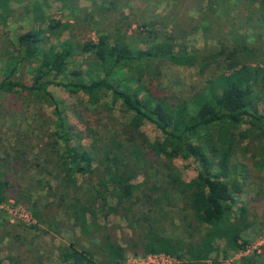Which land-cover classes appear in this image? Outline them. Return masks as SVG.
Listing matches in <instances>:
<instances>
[{"label":"trees","instance_id":"trees-1","mask_svg":"<svg viewBox=\"0 0 264 264\" xmlns=\"http://www.w3.org/2000/svg\"><path fill=\"white\" fill-rule=\"evenodd\" d=\"M218 2L221 4L218 10H224L223 2ZM0 7L7 16L12 13L7 0H0ZM5 17L0 14L2 21ZM212 20L213 27L216 16ZM257 20L264 25V11L259 12ZM59 27L68 30L69 35L47 47L42 46V34L46 32L39 29L23 31L16 39L21 57L37 64L32 82L14 79L13 71L3 70L0 77V95L4 93L6 97L0 98V105L6 106L15 95L22 99L37 95L54 106L56 121L51 148L58 155L56 168L60 177L74 186L67 219L72 229L86 232L89 240L88 246L78 247L69 242L56 247L59 260L67 264H121L125 249L105 233L98 214L105 207L127 212L134 205H141L143 211L138 209L139 214L145 218L158 214L149 225L141 226L146 232L141 242L145 253L174 256L179 260L173 264H218L213 257L218 240L227 248H242L246 244L242 233L252 226V221L245 206L237 205V197L244 189L234 175L233 156L250 133L264 141V60L250 63L245 58V53L253 55L250 49L221 35V41L216 39L214 53L218 58H213L218 69L200 85L191 84L166 99L163 89L155 82L162 67L192 66L196 60L173 33L161 34L160 39L144 45L131 44L123 34L108 38L100 32L96 40L83 38L76 43L71 36L76 30L74 25L59 21L51 24V28ZM240 40L245 42L247 38ZM76 49L92 58L87 65L94 66L95 73L91 67L85 71L69 70ZM43 75L50 77L42 81ZM65 76L72 79L63 80ZM49 84L81 95L76 107L96 121V130L92 132L100 146L86 149L80 143L81 137L66 125L61 108L48 90ZM17 105L18 102L11 103ZM117 105L126 124L125 131L117 120L113 122ZM143 120L152 123L159 132L151 141L141 132ZM243 120L247 126L242 127ZM125 134L130 136L131 143H127ZM260 153L259 168L264 164V146ZM23 154L15 149L13 156L7 153L0 157V204L10 197L27 201L37 223L3 225L8 234L2 238L5 259L8 264H45L42 253L46 249L40 227L48 233L53 226L56 230L62 221L49 207L47 211L40 208L36 189L46 185H42V179L32 183V163ZM177 158L195 163L196 175L187 183L171 166ZM138 176L141 179L137 180ZM76 186L79 192L88 195L84 201L79 200V192H74ZM89 196L93 203L89 202ZM260 200L258 204L264 207V199L260 197ZM181 209L191 211L200 224L196 241L186 243L183 237L171 232ZM261 212L264 214V210ZM100 231L103 234H98ZM93 236L99 237L100 242L94 243ZM78 240L87 241L85 237Z\"/></svg>","mask_w":264,"mask_h":264},{"label":"rangeland","instance_id":"rangeland-1","mask_svg":"<svg viewBox=\"0 0 264 264\" xmlns=\"http://www.w3.org/2000/svg\"><path fill=\"white\" fill-rule=\"evenodd\" d=\"M219 1L225 6L222 11L218 10L221 5L218 0H187V2L186 0H7L8 6L13 10L7 16L0 7V14L7 17L5 21L0 19V77H3L1 73L3 70L7 73L13 71L14 79L20 82L33 81L37 64L33 60L21 57L17 52L16 39L23 31L39 29L41 32H46L42 34V46L47 47L51 42H57L59 38H66L69 35L67 34L69 31H64L62 27L51 28V24L55 21L74 25L73 28L76 30L71 36L76 43L83 38L96 40L100 32L106 34L108 38L114 34H123L128 37L131 44L144 45L154 39H160L161 34L173 33L187 45V50L192 51L191 54L196 56V60L192 66L167 64L162 67L161 76L155 82L163 89L162 92L167 99L169 96L179 94L191 84L200 85L206 77L218 69L213 58H218L214 53L217 51L216 39L221 41V35H227L233 42L245 46L246 50L250 49L253 55L245 53V58L250 63L263 62L264 25L260 24L257 18L259 12L264 11V0H233L232 4L226 0ZM219 14L222 17H219ZM249 15H252L251 19L248 18ZM214 16H216V24L212 27ZM49 28L52 30L49 31ZM241 37L247 40L243 42L240 40ZM91 59L88 54L76 49L68 68L70 71L74 69L85 71L91 67L95 73L97 69L87 65ZM49 77L43 75L41 80L46 81ZM69 77L65 76L62 79L69 80ZM48 90L61 108L66 125L72 127L81 137L80 143L86 149L100 146L101 143L93 138L95 133L92 132L96 130V121L83 109L76 107L81 95L70 94L56 84H49ZM4 95L2 93L0 98L5 99ZM8 102L5 103L6 106L3 103L0 105V157H5L7 153L13 156L15 149L23 151V158L32 163L30 172L32 183L36 179H42V185H46L36 189L41 201L40 208L43 207L44 211H47L49 207L62 222L55 227L56 230H53L54 226L53 229L48 228L50 229L48 233L42 232L46 230L43 227H40L41 231L38 230L46 249L42 256L45 264H67L59 260L56 247L67 245L69 242L76 243L78 247L88 246L89 240L86 232L72 229L71 221L67 219L69 208H72L71 195L74 186L64 182L56 168L58 155L51 148L56 121L54 106L43 96L37 95L26 99L15 95L8 99ZM15 102H18V105L11 106V103ZM113 115V122L117 120L122 131H125L126 124L118 105ZM246 122L242 121V127L247 126ZM140 129L150 141L159 133L147 120L142 121ZM249 130L252 131L251 128ZM125 135L127 143H131L130 136ZM72 143L75 144L76 140ZM263 146L264 141L250 133V137L245 139L241 148L234 153V175L243 183L244 189V192L237 197V205L245 206L252 226L242 233V239L246 243L242 248L234 250L231 246L227 248L222 240L216 242L218 249L213 257L218 264H264V214L261 212L264 207L258 204L260 197L264 199V164L260 168L258 166L262 159L260 151ZM171 166L175 169L174 173L186 183L194 178L197 172L195 163L191 159H174ZM138 179H141V176H138ZM74 192H79L77 186ZM64 194L67 195L63 197ZM87 196L82 191L78 194L80 201H84ZM93 201L89 196V202L93 203ZM60 203H62L61 207ZM109 203H111L110 199ZM138 209L143 211L141 205H134L127 212L120 209L113 211L105 207L98 214V222L103 226L105 233L125 249V258L121 264L177 262L179 259L174 256L144 252L141 242L145 239L146 232L141 226L149 225L150 220L156 219L158 214L152 213L145 218L139 214ZM191 213L189 210L181 209L174 219L177 226L175 224L172 226L173 231L170 227L172 234L183 237L186 243L196 241L200 236L198 230L200 224ZM5 223H21L29 226L37 222L31 205L23 199L16 200L10 197L0 204V264H8L2 240L8 236L4 231ZM33 231L38 233L36 230ZM98 234H103V231ZM92 235L90 233L89 237ZM84 237L86 243L78 240ZM100 240L99 237L92 239L94 243H99Z\"/></svg>","mask_w":264,"mask_h":264}]
</instances>
